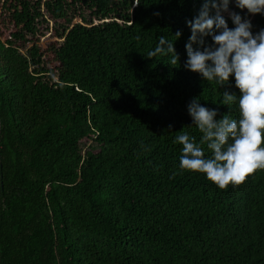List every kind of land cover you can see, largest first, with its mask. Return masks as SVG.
I'll list each match as a JSON object with an SVG mask.
<instances>
[{
    "label": "trees",
    "instance_id": "obj_1",
    "mask_svg": "<svg viewBox=\"0 0 264 264\" xmlns=\"http://www.w3.org/2000/svg\"><path fill=\"white\" fill-rule=\"evenodd\" d=\"M201 6L0 0V264H264V170L220 190L179 168L193 98L238 116L220 103L234 78L184 67ZM161 36L178 65L147 58Z\"/></svg>",
    "mask_w": 264,
    "mask_h": 264
},
{
    "label": "clouds",
    "instance_id": "obj_2",
    "mask_svg": "<svg viewBox=\"0 0 264 264\" xmlns=\"http://www.w3.org/2000/svg\"><path fill=\"white\" fill-rule=\"evenodd\" d=\"M232 2L202 0L198 14L186 21L191 34L185 44L184 67L220 88L234 78L239 95L223 91L220 103L229 110L235 106L238 116L234 118L228 111L217 119V110L201 106L199 99L193 98L187 111L201 134L200 141L183 131L174 140L182 146L180 170L202 174L220 190L241 185L258 170H264V29L254 34L251 21L230 10ZM234 3L250 16H264V0ZM225 16L234 27H229ZM181 35L177 31L175 41ZM174 43L166 36L159 37L147 58L167 56L170 65H178L180 57Z\"/></svg>",
    "mask_w": 264,
    "mask_h": 264
},
{
    "label": "rangeland",
    "instance_id": "obj_3",
    "mask_svg": "<svg viewBox=\"0 0 264 264\" xmlns=\"http://www.w3.org/2000/svg\"><path fill=\"white\" fill-rule=\"evenodd\" d=\"M49 27H51V25ZM44 28H45V26H44ZM43 34H44V36L40 38V44L44 48L48 43H50L51 37L49 36L50 32H46L45 30H43Z\"/></svg>",
    "mask_w": 264,
    "mask_h": 264
}]
</instances>
